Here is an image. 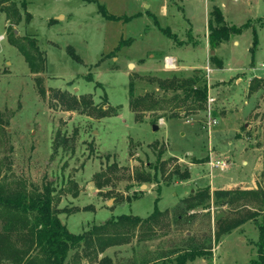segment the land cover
Listing matches in <instances>:
<instances>
[{"label": "rangeland", "instance_id": "rangeland-1", "mask_svg": "<svg viewBox=\"0 0 264 264\" xmlns=\"http://www.w3.org/2000/svg\"><path fill=\"white\" fill-rule=\"evenodd\" d=\"M13 1L21 13L20 22L12 25L14 34L36 38L45 66L38 73L28 70L23 55L6 38L8 22L0 12V182L9 189L18 184L39 190L53 187L55 214L78 233L120 213L145 217L154 207L171 208L200 186L212 191L263 184L264 0ZM214 5L226 24L247 26L220 41L211 53L208 46L205 49V38ZM99 6L114 17L105 18ZM162 28L175 33L177 40ZM254 30L257 42L252 53ZM67 46L80 56L79 62ZM166 53L177 56L175 68L163 67ZM195 67L212 99L204 108L193 112L176 108L174 116L173 109L165 108L169 116L159 118L160 111H147L141 120L134 118L127 101L130 80L136 93L169 97L172 91H158L148 78L187 76ZM251 78L262 83L249 92ZM52 89L76 96L90 93L94 105L106 102L114 111L96 117L82 106L66 109L51 96ZM208 111L216 118L210 125ZM158 155L162 160L172 158L167 171L176 162L185 164L188 179L139 181L135 171H152L146 165ZM216 156L225 159L227 167L211 169L208 161ZM112 163L115 167L106 169ZM100 172L106 175L97 186ZM233 209L211 204L209 209L194 210L191 220L176 223L168 217L162 227L156 226V236L109 247L98 258L84 255L76 264H171L186 235L205 243L210 256L185 264H247L257 256L259 232L253 220L214 241L215 216L220 212L233 216ZM20 232L18 228L10 237L15 246L22 244L14 236ZM102 255L109 259L99 263Z\"/></svg>", "mask_w": 264, "mask_h": 264}, {"label": "trees", "instance_id": "trees-1", "mask_svg": "<svg viewBox=\"0 0 264 264\" xmlns=\"http://www.w3.org/2000/svg\"><path fill=\"white\" fill-rule=\"evenodd\" d=\"M23 6L26 7V4ZM99 8L105 18L114 17L106 14L101 6ZM0 12L4 14L5 21L8 22L6 38L9 43L13 44L23 55L29 71L42 72L45 66V54L39 49L36 38L31 34L21 36L14 34L12 25L18 24L21 17L17 4L13 0H0ZM210 15H212V20L209 19L207 22V43L210 51L220 41L228 39L231 35L241 33V30L247 26L246 22L239 26L226 24L217 5L212 7ZM30 17L31 14L27 11L25 20L28 21ZM162 30L173 41L177 40L176 34L168 28H162ZM129 40L130 38L127 41ZM256 42L257 36L254 30L250 48L252 53L256 48ZM67 47V52L79 62L80 56L74 53L70 46ZM211 61L220 66V61L215 57L211 56ZM87 78L90 80L91 75L89 74ZM148 79L155 82L158 91L170 90L172 94L169 97L158 96L152 91L139 94L135 92L134 84L130 80L127 84V101L134 118L138 120L142 119L141 113L147 111H160L156 114L160 118L164 115L169 116V113L165 112V108L173 109L170 115L174 116L177 113L176 108H184L193 112L204 108L206 105L207 82L200 74L199 68L187 76L171 74L163 78L149 77ZM249 81V92L257 89L262 83L255 78H251ZM36 82L39 92L45 95V90L40 85L39 79H36ZM51 96L66 109H78L82 106L88 114L96 117H108L114 111L112 106L106 102L102 106L94 105L90 93L76 96L67 90L52 89ZM170 159L172 158L162 160L158 155L154 162L149 161L146 165L152 171L136 170L135 177L142 182L151 180L157 182L161 178L164 183L169 182L171 177L179 180V182L188 179L189 168L183 163L176 162L170 170H166L167 160ZM262 164L261 180L263 184L255 188L225 189L219 187L211 191L208 186H200L197 189H190L188 194L171 208L159 210L154 207L150 214L145 217L120 213L108 217L100 224L93 223L78 233L71 232L55 214L54 204H52L53 187L44 186L43 190H39L36 188L28 189L23 184H18L12 190L0 182V223H2L0 260L4 264H76L77 260H81L80 257L84 255L98 258V255L109 247L129 244L134 238L147 239L156 236V226L162 227L168 221V217L176 223L186 219L191 220L194 218L192 215L194 210L209 209L212 204L214 207L226 205L234 208L233 216L227 215L229 212L225 214L220 212L215 216L214 241H217L223 233L235 229L246 221L253 220L259 232L255 242L257 256L247 264H264V154ZM113 167H115L114 163L107 165L106 169L109 170ZM105 175V172L96 175L98 178L97 186ZM18 228L22 230V233H15L14 236H16V240L22 239V244L15 246L10 237ZM192 239L194 240L190 235L185 236L181 247L174 250L175 255L170 259L171 264H185L186 261L195 257L210 256V251L205 243L194 242ZM108 259L106 255H102L99 263L108 261Z\"/></svg>", "mask_w": 264, "mask_h": 264}, {"label": "built area", "instance_id": "built-area-1", "mask_svg": "<svg viewBox=\"0 0 264 264\" xmlns=\"http://www.w3.org/2000/svg\"><path fill=\"white\" fill-rule=\"evenodd\" d=\"M175 61H176L175 58H173L171 55H164L163 56L162 65H163V67H166V68H175L176 67L175 66L176 62ZM260 67L262 69H264V61H263V63H261ZM206 70L208 72L210 71L208 66H206ZM207 99H208L209 102L212 101V99L209 98V97H207ZM207 120H208V124L210 125V124L215 123L216 118L215 117L213 118L212 116H210V113L208 111ZM226 164H227V161L225 159L219 157V156H216V158H211L208 161V165L211 167V169L216 168V167L225 168V167H227Z\"/></svg>", "mask_w": 264, "mask_h": 264}, {"label": "crops", "instance_id": "crops-1", "mask_svg": "<svg viewBox=\"0 0 264 264\" xmlns=\"http://www.w3.org/2000/svg\"><path fill=\"white\" fill-rule=\"evenodd\" d=\"M206 46H208V43H207V36H206V38H205V49H206ZM164 55H171L173 58H175V60H176V58H177V56L176 55H172V54H168V53H166V54H163V56ZM163 56H162V58H163ZM176 56V57H175ZM196 68V67H195Z\"/></svg>", "mask_w": 264, "mask_h": 264}, {"label": "water", "instance_id": "water-1", "mask_svg": "<svg viewBox=\"0 0 264 264\" xmlns=\"http://www.w3.org/2000/svg\"><path fill=\"white\" fill-rule=\"evenodd\" d=\"M13 31L15 32L16 30L13 29ZM213 51H214V49L211 50V53H213ZM156 128H157V125L154 124V125H153V129H156Z\"/></svg>", "mask_w": 264, "mask_h": 264}]
</instances>
